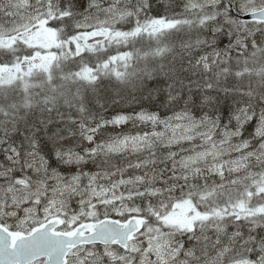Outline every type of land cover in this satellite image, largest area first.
Instances as JSON below:
<instances>
[{
  "label": "snow or ice",
  "instance_id": "snow-or-ice-1",
  "mask_svg": "<svg viewBox=\"0 0 264 264\" xmlns=\"http://www.w3.org/2000/svg\"><path fill=\"white\" fill-rule=\"evenodd\" d=\"M182 8L169 19L153 0H0L4 137L43 96L53 107L76 104L50 139L78 131L89 145L56 151L70 166L65 175L34 134L24 156L0 140V264H264V106L251 103L264 96V0H184ZM192 23L207 33L195 44L208 51L189 61L211 74L202 101H231L227 118L220 109L196 118L186 106L166 119L147 110L94 118L93 99L104 106L100 72L121 79L112 63L131 55L105 56L112 43ZM129 122L141 130L96 141L101 129ZM96 160L98 170H85Z\"/></svg>",
  "mask_w": 264,
  "mask_h": 264
},
{
  "label": "trees",
  "instance_id": "trees-1",
  "mask_svg": "<svg viewBox=\"0 0 264 264\" xmlns=\"http://www.w3.org/2000/svg\"><path fill=\"white\" fill-rule=\"evenodd\" d=\"M183 2L181 0L177 4L175 2L170 3L172 8L167 6L166 10L160 9V15L169 19L173 18L176 13L183 11ZM154 4H159V0H153ZM150 14L155 15V12H150ZM176 18L179 19L180 17L176 16ZM127 27L124 26L125 31H127ZM205 35L207 33L204 29L200 28L198 24L192 23L174 29H151L150 31H143L142 34L129 36L124 40L112 43L107 52L104 53L105 56L109 54L116 56L123 52L131 53V55L126 60L119 61L116 64L112 63V68L119 71L121 79L118 80L114 74H105L104 71L100 72V81L96 85V95L100 97L104 106L101 108L93 99L89 108L94 114V118L99 119L103 116L107 119L116 113L135 114L141 110H147L157 113L162 119H166L179 111L183 106L177 108L171 106L163 108L141 106L138 101L128 97L126 89H135L136 85L141 84L143 81H150L159 74V76L168 80L167 84L164 85L166 91L169 90V85H171V91L173 88L179 90L180 87L185 88V90L196 89L198 91L203 89L205 91L203 87L206 83L204 76H210L211 74L200 73L198 70L193 69L192 64L189 63L190 59L194 58L195 55L208 51L207 47L198 49L195 44L197 39H202ZM223 43L227 44L226 38H223ZM188 45H191V47L189 48ZM91 62L95 64L96 57H93ZM40 91L43 90L41 89ZM86 95L93 97L92 89H87ZM105 98H110L107 104L104 103ZM42 101L43 96H38L36 100L32 101L30 110L24 109L19 113L16 117L18 124L9 125L8 137H4L3 124L0 123V140L7 139L8 143L16 146L20 150L21 155L24 156L30 151V134H34L40 154L48 160L51 167L58 168L64 172L70 166L57 162L56 151L67 148L83 151L89 145L78 131L72 134L62 132L61 135L64 136V139L59 141L54 142L50 139L52 129H64L70 124L69 118L75 114L76 104L69 105L61 100L53 107L52 104L45 105ZM48 108H53V110L49 112ZM193 115L199 118L200 115H203V112L199 114L193 112ZM220 115L224 116L225 112H221ZM73 119H75V116H73ZM223 122L228 123V120L225 119ZM46 125L48 126V132L45 131ZM13 127H17V131L11 132ZM140 130V128H133L131 122L124 127H107L97 133L96 141L101 142L120 133H135ZM6 146V144H0V166L7 164V161L3 158V148ZM127 159H133V157H122L118 162L123 163ZM101 163L100 160L88 161L85 170L96 171L98 170L97 166ZM64 174L67 175L68 173L64 172ZM213 179L218 180L219 178L209 177L208 182L212 183ZM229 230L231 231V228ZM208 235L210 237L207 242L209 245L208 250L211 252L216 234L213 231H209Z\"/></svg>",
  "mask_w": 264,
  "mask_h": 264
},
{
  "label": "clouds",
  "instance_id": "clouds-1",
  "mask_svg": "<svg viewBox=\"0 0 264 264\" xmlns=\"http://www.w3.org/2000/svg\"><path fill=\"white\" fill-rule=\"evenodd\" d=\"M154 8L158 11L162 9V5L154 4ZM168 80L159 74L150 81H143L141 84L136 85L135 89H126L128 97L134 101H138L141 106H158V107H187L188 111L199 114L201 112H213L216 109H220L225 112V118L231 106V101L225 99L223 96H219L217 101L213 103H204L202 96L205 94L203 89H188L180 87L179 90L172 89V99H169V91L165 90L164 85ZM190 98V99H189ZM110 98H105L104 103L107 104ZM187 102V104L185 103ZM252 104L257 106H264V96L258 95L251 101Z\"/></svg>",
  "mask_w": 264,
  "mask_h": 264
},
{
  "label": "rangeland",
  "instance_id": "rangeland-1",
  "mask_svg": "<svg viewBox=\"0 0 264 264\" xmlns=\"http://www.w3.org/2000/svg\"><path fill=\"white\" fill-rule=\"evenodd\" d=\"M161 28H163L162 25H160V26H156V27L151 28V29H155V30H157V29H161ZM165 28H166V27H165ZM151 29H150V30H151ZM150 30H149V29H145L144 31H150ZM129 36L132 37L133 35H129ZM129 36H128V37H129ZM124 39H125V38L121 37V38L119 39V41H120V40H124ZM115 43H116V42H115ZM123 53H126V52H123ZM118 55H119V54H118ZM116 56H117V55H116ZM123 60H125V59H119V60H116V61H113V62L116 64V63H118L119 61H123ZM0 218H2V217H0Z\"/></svg>",
  "mask_w": 264,
  "mask_h": 264
},
{
  "label": "flooded vegetation",
  "instance_id": "flooded-vegetation-1",
  "mask_svg": "<svg viewBox=\"0 0 264 264\" xmlns=\"http://www.w3.org/2000/svg\"><path fill=\"white\" fill-rule=\"evenodd\" d=\"M161 2H162V5H163L164 7H166V0H161Z\"/></svg>",
  "mask_w": 264,
  "mask_h": 264
},
{
  "label": "bare ground",
  "instance_id": "bare-ground-1",
  "mask_svg": "<svg viewBox=\"0 0 264 264\" xmlns=\"http://www.w3.org/2000/svg\"><path fill=\"white\" fill-rule=\"evenodd\" d=\"M172 10V9H171ZM121 134V133H120ZM72 167V166H71ZM74 167V166H73Z\"/></svg>",
  "mask_w": 264,
  "mask_h": 264
}]
</instances>
